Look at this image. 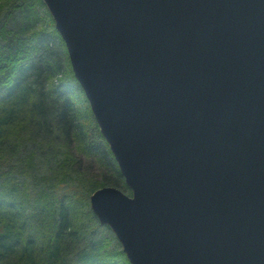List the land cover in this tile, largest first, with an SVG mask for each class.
Wrapping results in <instances>:
<instances>
[{
	"label": "water",
	"instance_id": "1",
	"mask_svg": "<svg viewBox=\"0 0 264 264\" xmlns=\"http://www.w3.org/2000/svg\"><path fill=\"white\" fill-rule=\"evenodd\" d=\"M129 195L88 207L128 264H264V0H40Z\"/></svg>",
	"mask_w": 264,
	"mask_h": 264
},
{
	"label": "trees",
	"instance_id": "2",
	"mask_svg": "<svg viewBox=\"0 0 264 264\" xmlns=\"http://www.w3.org/2000/svg\"><path fill=\"white\" fill-rule=\"evenodd\" d=\"M84 159L103 167L100 178L82 174L78 164ZM64 162L77 170L69 171ZM43 164L54 171L38 177ZM19 180L26 186L21 188ZM104 186L129 195L48 13L40 0H0V264H128L121 250L104 254L101 246L85 247L74 263L65 259L62 221L74 208L69 202L59 209L52 203L72 198L89 214V195ZM36 188L60 217L55 229L46 219L29 226L27 200ZM61 190L72 194L66 198ZM32 201V207L41 206ZM67 232L70 237L76 230Z\"/></svg>",
	"mask_w": 264,
	"mask_h": 264
},
{
	"label": "rangeland",
	"instance_id": "3",
	"mask_svg": "<svg viewBox=\"0 0 264 264\" xmlns=\"http://www.w3.org/2000/svg\"><path fill=\"white\" fill-rule=\"evenodd\" d=\"M37 9H39V7H37ZM12 18L14 20L18 19L16 16H13ZM58 159H62V156H59V158H57L55 161H57ZM50 161L51 160L49 159V163ZM63 165L65 166V168H68L69 171L71 172L77 170L76 164L70 166L68 162H64ZM45 166L46 164H43L42 168H44ZM78 166L80 167L79 170H81L82 174L89 176L90 178H94V179L100 178V175L103 173V167L101 165L99 164L95 165L89 160H85V159L81 160ZM51 168L54 171L53 166L51 167L49 165L46 168L41 169L38 177H42V175L44 176L49 175L50 171H52ZM19 183L21 188L26 186V182L23 181L21 182V180H19ZM34 190L35 192L30 191L29 193L30 196L28 195V200H27L29 207V210L27 211L30 220L29 226L32 229L38 227L37 222H40L45 219L50 229L52 227V223L54 222V229H55V225L57 226L58 222L60 221V217L58 216V213L56 215H53L54 212H52L51 210L52 205H54L53 207L55 208L57 207L58 209L60 205L66 208V204L69 202V204L74 208V213L71 216L70 215L66 217L64 216L62 221L65 227L67 226L66 231L63 232L64 238L61 241L62 248L66 252L65 254L66 262L74 263L75 262L74 258L76 257V254L79 251L84 250L85 247L87 246L88 249L91 247L96 248L101 246L104 254H113V252H117L120 250V246L112 236L111 232L105 226H100L97 223L95 217L92 215L90 210H88L89 214L88 213L86 214L87 211L85 210V208L83 206L81 207V204L78 205L75 204V201L72 198H71L72 202L69 201L68 199L63 198L62 204L52 203V205L48 207L47 202L49 203L50 200L47 199L44 200L42 197L40 198L38 189L36 188ZM59 192L63 193V195L66 198L70 197V195L72 194V192L67 190H61ZM33 199L39 200L41 202V206L32 207ZM86 202L88 203V199ZM66 211L67 210L65 209V213H67ZM48 214L51 215L49 218H48ZM48 219H50V222H48ZM69 228H71L72 231L74 229L76 230V233L71 235L70 237H68L67 235L68 233L67 231H69ZM54 233L55 232H53V235ZM32 238L34 239V236H32ZM1 260H3L2 257L0 259V262Z\"/></svg>",
	"mask_w": 264,
	"mask_h": 264
}]
</instances>
